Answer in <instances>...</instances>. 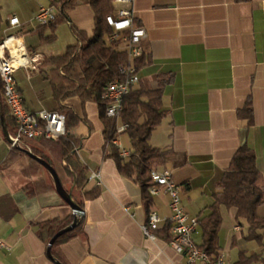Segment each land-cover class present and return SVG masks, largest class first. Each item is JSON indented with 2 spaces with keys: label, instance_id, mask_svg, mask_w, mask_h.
Returning a JSON list of instances; mask_svg holds the SVG:
<instances>
[{
  "label": "crops",
  "instance_id": "obj_1",
  "mask_svg": "<svg viewBox=\"0 0 264 264\" xmlns=\"http://www.w3.org/2000/svg\"><path fill=\"white\" fill-rule=\"evenodd\" d=\"M52 1L40 0L20 15L0 12V39L10 30L20 33L31 58L27 67L14 71L31 111L56 107L43 58L62 54L73 44V29L87 37L94 29L91 6L77 4L59 22L69 29V44L60 53L45 52L44 45L36 42L37 32L29 31L34 28L27 25L39 5ZM131 7L134 23L145 30L143 53L135 65L139 75L135 87H161L163 116L148 140L168 151L164 165L157 169L170 171L180 186L185 211L196 217L209 212L221 176L241 145L253 152L264 190V0H134ZM14 15L19 25L10 26ZM34 73L42 79H35ZM46 84L54 102L48 106L41 96ZM65 104L81 118L72 130L79 139L77 155L87 175L99 172L100 184L87 180L83 188H97L98 194L82 200L81 232L55 248L63 263L184 264L185 255L164 238L163 229L170 223L168 195L163 190L151 195L149 209L160 222L154 238L145 236L141 225L148 213L141 188L119 173L111 155L117 147L105 145L108 129L97 103L71 96ZM118 138L122 147L130 148L124 132ZM11 148L0 128V237L8 245L0 247V264H55L46 254L47 244L37 234V226L48 219L73 216L72 210L55 192L47 170L21 151L11 154ZM38 178L52 187L29 194L25 185ZM72 196L81 200L75 190ZM220 211L219 252L228 263L233 264L241 250L259 252L260 246L244 239L246 224L235 218V209L221 206ZM257 213L264 217V201ZM192 239L200 243L198 226ZM251 264H264V251L262 259Z\"/></svg>",
  "mask_w": 264,
  "mask_h": 264
},
{
  "label": "trees",
  "instance_id": "obj_2",
  "mask_svg": "<svg viewBox=\"0 0 264 264\" xmlns=\"http://www.w3.org/2000/svg\"><path fill=\"white\" fill-rule=\"evenodd\" d=\"M80 3H88L94 13V29L90 37L73 29L75 42L67 45L62 54L44 57L42 65L48 66L47 79L52 88V95L56 101L57 110L65 115L66 136L57 140L38 139L22 141L21 146L29 148L37 156L48 160L55 168L64 187L72 188L79 193L81 200H76L82 207V200L97 196L98 189L84 190L87 182V168L80 161L76 148L79 139L72 130L81 118L65 104L71 96H77L81 101H95L99 107V115L105 123L106 129L111 126L110 120L104 116L105 100L102 98L105 85L109 81L121 77V68L127 61L126 50L108 41L112 31L106 23V15L112 13L111 0H53L51 4L57 6L60 15L48 25H39L29 31H36L40 44L51 43L56 39V25L63 19L66 12ZM138 58L134 60L138 66ZM0 101L10 135L15 134L16 124L2 97L0 82ZM163 116L161 108V87L148 88L144 85L132 86L123 99L121 121L127 124L124 133L129 139L130 154L123 158L117 148H112L111 155L115 158L121 175L137 183L142 191L143 205L149 213L152 203L148 186L151 184L150 171L164 165L167 150L154 147L149 143V136ZM34 141V142H33ZM11 154H19L15 147ZM37 166L38 162L30 158ZM69 186H68V185ZM42 178L25 185L29 194H35L51 188ZM73 197V196H72ZM264 201V190L259 183V171L255 164V156L246 145H241L233 155L228 169H226L218 183V189L213 193V200L209 205V212L197 217L201 239L198 247L206 251L211 258H216L219 252L218 230L222 221L220 207L235 209V218L246 224L244 239L254 241L260 246L259 252H238L233 264H251L262 259L264 251V217L257 213L258 207ZM148 215V214H147ZM73 220V216L65 219H48L37 226V234L47 244L49 239L60 229L66 227ZM170 223L163 229L164 238L171 239ZM81 232V220L70 231L58 236L52 245V255L62 264V257L55 249L59 243L66 241ZM155 233H158L156 230Z\"/></svg>",
  "mask_w": 264,
  "mask_h": 264
},
{
  "label": "built area",
  "instance_id": "obj_3",
  "mask_svg": "<svg viewBox=\"0 0 264 264\" xmlns=\"http://www.w3.org/2000/svg\"><path fill=\"white\" fill-rule=\"evenodd\" d=\"M134 0H111L112 13L106 15L105 20L111 28L108 41L126 50L127 61L121 68V77L109 81L103 90L102 98L105 100L104 116L110 120L105 145H115L118 154L126 158L130 150L122 147L119 134L124 132L127 124L120 121L123 99L130 88L139 81V75L134 60L142 55L141 39L145 36L143 27L137 25L132 17V3ZM129 5L128 7L120 5ZM60 15V10L53 4L39 5L33 19L37 25H49ZM10 26L19 25L17 16L9 18ZM37 55H34V57ZM36 59V58H35ZM31 58L23 44L21 34L9 33L0 39V82L2 97L13 117L16 130L10 135L13 142L50 139L57 140L66 136L65 115L57 110L39 109L29 110L18 89L14 71L19 67H27ZM12 146V145H11ZM77 152V148L75 149ZM87 180H93L95 185L100 184V174L92 170L87 175ZM151 184L148 186L150 195H155L163 190L169 197L168 208L170 211L169 244L173 249L185 255L184 264H229L222 253L216 258L198 247L192 239V234L197 228V217L189 215L181 204L180 186L176 184L169 170L153 168L150 171ZM160 222L158 214L150 211L146 222L141 225L143 234L154 238ZM0 247L8 248L7 243L0 237Z\"/></svg>",
  "mask_w": 264,
  "mask_h": 264
},
{
  "label": "water",
  "instance_id": "obj_4",
  "mask_svg": "<svg viewBox=\"0 0 264 264\" xmlns=\"http://www.w3.org/2000/svg\"><path fill=\"white\" fill-rule=\"evenodd\" d=\"M0 128L2 131V134L4 136V138L6 139V141H8V143H10L12 145V147H15L17 150L23 152L25 155H27L28 157L32 158L33 160H35L36 162H38L41 166H43L47 172L49 173V175L52 178L53 181V185H54V190L55 192L58 194V196L70 207V209L72 210V215H73V220L70 224H68L66 227L58 230L48 241L47 245H46V254L47 256L55 263V264H62L60 261H58L51 252V248L53 243L55 242L56 238L58 236H60L61 234L68 232L70 230H72L77 223L80 220V217L83 213V208L75 202V200L72 197V192H71V188L70 189H66L63 184L61 183V180L58 176L57 171L55 170V168L51 165V163L46 160L43 159L39 156H37L36 154H34L29 148L21 146L19 143L17 142H13L8 130H7V126H6V122H5V118H4V114H3V110H2V105H1V101H0Z\"/></svg>",
  "mask_w": 264,
  "mask_h": 264
},
{
  "label": "rangeland",
  "instance_id": "obj_5",
  "mask_svg": "<svg viewBox=\"0 0 264 264\" xmlns=\"http://www.w3.org/2000/svg\"><path fill=\"white\" fill-rule=\"evenodd\" d=\"M38 1H40V0H0V9H1L0 12H1V14H4V15L5 14L11 15L12 13H17L20 15V12L22 10L24 12L30 10L34 4L38 3ZM41 1H43L44 3L47 2V0H41ZM27 26L32 27V28H36L38 25H37L36 21L32 18V19H30ZM15 32H16L15 30L9 31V33H15ZM55 33H56V39L53 42L43 44L45 52H46V50H49V51L52 50L55 53H60L64 50L65 46L67 44H69L68 43L69 41H67V39L69 37V29L67 26H65V24H63V22L58 24V26L56 27ZM34 36L36 38V42H39L38 34L34 33ZM29 37L30 36L25 37L26 44L28 46H30V44H31ZM60 45H61V47H60ZM33 75L35 76V79H42L41 76H39L36 73H34ZM47 91H49V88L46 84L45 93H43L41 96L43 97L44 102L48 106V105L53 104L54 102H53L52 97L50 96L51 94ZM122 139H124V137ZM45 175L49 180L52 181V178H49L48 172H45Z\"/></svg>",
  "mask_w": 264,
  "mask_h": 264
},
{
  "label": "bare ground",
  "instance_id": "obj_6",
  "mask_svg": "<svg viewBox=\"0 0 264 264\" xmlns=\"http://www.w3.org/2000/svg\"><path fill=\"white\" fill-rule=\"evenodd\" d=\"M151 211V210H150ZM150 211H149V213H148V215L147 216H150Z\"/></svg>",
  "mask_w": 264,
  "mask_h": 264
}]
</instances>
